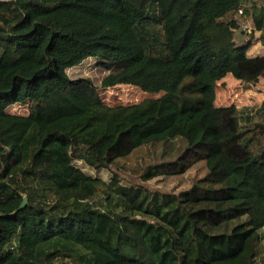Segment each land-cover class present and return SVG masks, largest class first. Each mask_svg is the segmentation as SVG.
<instances>
[{
	"label": "trees",
	"instance_id": "obj_1",
	"mask_svg": "<svg viewBox=\"0 0 264 264\" xmlns=\"http://www.w3.org/2000/svg\"><path fill=\"white\" fill-rule=\"evenodd\" d=\"M256 34L264 45V0H0V264H264V102L216 106L229 75L264 79ZM90 59L103 90L158 98L107 105L68 75ZM144 150L159 161L130 170L136 187L75 165ZM200 163L189 190L145 186Z\"/></svg>",
	"mask_w": 264,
	"mask_h": 264
},
{
	"label": "rangeland",
	"instance_id": "obj_2",
	"mask_svg": "<svg viewBox=\"0 0 264 264\" xmlns=\"http://www.w3.org/2000/svg\"><path fill=\"white\" fill-rule=\"evenodd\" d=\"M230 18L238 21L241 29L236 33L238 42H246L248 38L244 35V31H251L253 24L248 16H239L233 14ZM243 27H246L244 30ZM251 57L264 56V45L260 41V34H256V41L251 42V47L248 52ZM109 73L97 66V61L87 60L82 65L72 68L68 71V75L72 80L88 79L91 80L98 88L103 101L111 106H129L140 104L144 101L156 99L158 96L143 93L140 89L132 86H118L113 89L103 90L101 84L103 79ZM264 102V79L260 81L256 87L246 85L237 81L232 76H228L218 84L216 90V106L227 107H258ZM8 112L15 115L27 116L28 108L25 106L14 105L8 109ZM151 150L138 152L129 160L121 163L118 168L108 170H95L87 167L81 161H75V165L81 168L85 173L110 182L114 177L119 178L121 183L126 186L143 185L135 174L131 173V169L137 170L145 167L149 163L158 162L159 154ZM141 167V168H140ZM206 166L203 163L198 164L187 174L174 178H159L155 179L145 186L152 192L173 193L179 194L189 190L192 185L202 179L206 174Z\"/></svg>",
	"mask_w": 264,
	"mask_h": 264
},
{
	"label": "water",
	"instance_id": "obj_3",
	"mask_svg": "<svg viewBox=\"0 0 264 264\" xmlns=\"http://www.w3.org/2000/svg\"><path fill=\"white\" fill-rule=\"evenodd\" d=\"M27 204H28V198L25 196L24 199H23V203L20 206L19 210L24 209L27 206Z\"/></svg>",
	"mask_w": 264,
	"mask_h": 264
},
{
	"label": "built area",
	"instance_id": "obj_4",
	"mask_svg": "<svg viewBox=\"0 0 264 264\" xmlns=\"http://www.w3.org/2000/svg\"><path fill=\"white\" fill-rule=\"evenodd\" d=\"M242 14H243V12H242V11H239V12H238V15H239V16H242ZM243 29L245 30V29H246V27H243Z\"/></svg>",
	"mask_w": 264,
	"mask_h": 264
},
{
	"label": "crops",
	"instance_id": "obj_5",
	"mask_svg": "<svg viewBox=\"0 0 264 264\" xmlns=\"http://www.w3.org/2000/svg\"><path fill=\"white\" fill-rule=\"evenodd\" d=\"M251 57V56H250ZM256 57V56H255ZM231 76V75H230Z\"/></svg>",
	"mask_w": 264,
	"mask_h": 264
}]
</instances>
